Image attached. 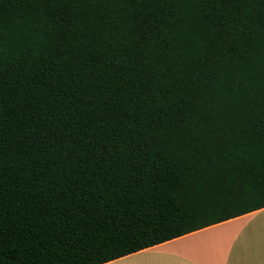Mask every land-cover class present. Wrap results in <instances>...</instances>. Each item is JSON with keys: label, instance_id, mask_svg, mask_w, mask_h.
Segmentation results:
<instances>
[{"label": "trees", "instance_id": "1", "mask_svg": "<svg viewBox=\"0 0 264 264\" xmlns=\"http://www.w3.org/2000/svg\"><path fill=\"white\" fill-rule=\"evenodd\" d=\"M262 207L264 0H0V264Z\"/></svg>", "mask_w": 264, "mask_h": 264}, {"label": "crops", "instance_id": "2", "mask_svg": "<svg viewBox=\"0 0 264 264\" xmlns=\"http://www.w3.org/2000/svg\"><path fill=\"white\" fill-rule=\"evenodd\" d=\"M101 264H264V207Z\"/></svg>", "mask_w": 264, "mask_h": 264}]
</instances>
